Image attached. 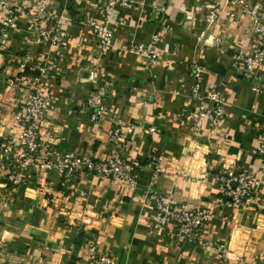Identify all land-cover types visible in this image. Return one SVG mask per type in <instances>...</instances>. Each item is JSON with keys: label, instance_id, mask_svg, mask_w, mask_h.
<instances>
[{"label": "crops", "instance_id": "crops-1", "mask_svg": "<svg viewBox=\"0 0 264 264\" xmlns=\"http://www.w3.org/2000/svg\"><path fill=\"white\" fill-rule=\"evenodd\" d=\"M17 1L28 3L26 11L13 27L0 26V147L13 137L24 84L41 75L52 97L41 121V153L111 157L116 148L108 130L113 118H120L135 126L124 152L138 163L137 184L131 188L84 172L61 176L56 170L26 168L29 177L17 191L0 187L2 216L20 223L17 234L14 227L0 231V240L18 246L4 244L0 264H11L9 258L17 253L19 264H87L88 242L111 253L116 264H264V178L256 201L246 208L229 205L218 193L223 175L254 173L264 166L256 152L264 132V60L249 72L232 65L238 49L249 55L256 46L250 15L238 13L231 21L223 6L211 26L197 19L206 0H136L137 5L120 10L123 24L109 23L114 50L101 53L89 22L95 15L90 1L38 0L45 9L39 24L68 32L67 47L47 57L49 69L40 74L37 65L48 47L34 34L37 5ZM259 13L264 21V6ZM153 35L151 58L123 50L130 42L147 44ZM96 62L99 77L84 79L87 72L80 68ZM193 63L205 66L201 88L218 92L224 106L222 124L212 127L205 121L198 132L185 114L195 104L188 95ZM99 88L106 110L94 123L86 99ZM18 152V144H11L2 162ZM153 153L163 156L157 174L149 165ZM5 177L0 178L4 184ZM149 193L207 208L211 217L199 240L185 242L172 224L161 229L153 220L155 202ZM83 213L90 215V224Z\"/></svg>", "mask_w": 264, "mask_h": 264}, {"label": "built area", "instance_id": "built-area-1", "mask_svg": "<svg viewBox=\"0 0 264 264\" xmlns=\"http://www.w3.org/2000/svg\"><path fill=\"white\" fill-rule=\"evenodd\" d=\"M0 6L4 9L5 15L0 16V24L5 27H13L17 15H21L27 9L24 2L9 4V0H0ZM225 6V16L231 21H236L238 13L250 15L252 19L251 28L255 35L256 46L253 51L240 58L247 69L252 70L264 60V21L260 16L262 9L261 2L247 3L244 0H206L204 13L197 17L205 25H211L219 18L222 7ZM45 15V9L38 5L34 16L33 28L37 37L49 38L48 28L39 24ZM196 21L195 17L191 19ZM51 39V38H50ZM141 50L140 46L138 47ZM150 56V55H149ZM46 63V62H45ZM197 67V66H195ZM37 68L39 73H46L47 67L41 62ZM190 72L193 83L190 85L188 95L194 100V109L186 112V116L191 120V127L194 131H200L205 121L212 127H218L224 119L223 100L218 92L213 89H202L199 78L201 72L193 68ZM195 74V76L193 75ZM104 94V89L99 88L96 94L87 98L86 107L89 111V120L96 123L104 114L106 107L101 103L100 98ZM52 105L50 92L43 86L41 75L33 76L24 84L22 94L19 98L17 110L14 114V123L18 126L16 143L20 146L18 154L13 157L20 166L39 168L41 171L56 170L61 176L84 172L98 177L113 179L127 183L131 188L137 184L135 170L138 163L129 159L124 152V143L129 134L134 131V125L123 124L120 118H113V125L108 130V140L114 144L116 153L106 159H94L85 157L75 151L51 152L50 155L41 153L39 141L42 134V117ZM179 115V114H178ZM150 131L154 128L150 127ZM11 141L3 150L4 155H8L11 150ZM257 154L264 160V132L260 136L256 145ZM163 156L161 154H151L149 165L154 167V173L161 170ZM264 178V166L257 172L239 173L223 175L221 186L218 190L220 196L229 205L237 208H246L256 201V194ZM42 179V178H41ZM149 197L155 202V213L153 220L161 229L174 225L178 229V236L185 242L193 244L199 240V236L211 213L207 208L189 206L187 203H173L169 199L161 198L159 195L149 193ZM85 259L87 264H116L114 256L109 252L97 251L93 243H86Z\"/></svg>", "mask_w": 264, "mask_h": 264}, {"label": "rangeland", "instance_id": "rangeland-1", "mask_svg": "<svg viewBox=\"0 0 264 264\" xmlns=\"http://www.w3.org/2000/svg\"><path fill=\"white\" fill-rule=\"evenodd\" d=\"M88 1L91 2L90 4H92L93 9L95 11L94 18H92L89 22H90V26H91V31H92L93 35L96 37L100 52L106 53L108 51L114 50V49H112L113 43H114L113 42V39H114L113 33L114 32H113L112 28L109 26V23L115 22V23L123 24L124 22H123V20L120 19L121 16H119L120 10L130 9L134 5H137L138 2L136 0H88ZM259 1H261L262 7H263L264 6V0H259ZM33 2H35V4L37 6L43 5V3L38 1V0H33ZM13 3H16V0H9V4H13ZM4 9L5 8H2V6H0V16L5 15V13H3ZM114 14H117V15H116V18L113 19ZM17 16H19V15H17ZM43 17H44V15H43ZM39 20H41V19H39ZM214 24H215V22L212 23L211 26ZM0 26L2 28L4 27V26H2V24H0ZM47 30L50 31L49 36H48L49 38H47V39H42L40 37H38V38L41 40V42H45L44 44H46V46L48 47L47 56H45L44 60H42L41 63L46 65L47 69H49V67L47 66V61H45V60H48L47 57L52 58V57L58 56L56 50H58L59 48L67 47L68 38H66V37H68V32L64 29H59V28H48ZM34 34H35V36H37L35 32H34ZM151 38L153 41L150 40V42L147 44L130 42L128 44V46L126 48H124L123 50L130 52V53H136V54L140 53L141 55H143L147 59H149V58H151L149 56V51L153 48L152 43L154 42V40L157 39V35H153ZM212 39H213V37H212ZM201 40L204 41V38H201ZM212 43L213 44L210 46H214L215 39L212 40ZM139 46H140L141 50H139V48H138ZM210 52H212V51H210ZM240 52H243L241 54V56L239 55ZM244 53H245V51L243 50V48L238 49V52L233 56L234 59H233L232 65L234 67L242 66L246 69V72H249L250 69H247L244 66L243 62L237 60L238 56H240V58H244L245 56H247V54H244ZM122 54H123V52L120 53V56H122ZM96 59H98V58H96ZM98 63L99 62H96V65H93V66H89V67L84 66V67L80 68L84 72H87V76L86 77L83 76L84 79H87L89 76H90V78H92V80H94L95 78L97 79L99 77L97 74V72H100L99 69L97 68ZM195 66H197V67H195ZM192 68L195 70L193 72H204V70H205V66H203L202 64H199V63H193L191 66V70H192ZM191 70L189 72H192ZM193 75L195 76V74H193ZM1 78H2V75L0 74V79ZM11 84L14 85V82H11ZM102 86H105V85H102ZM176 93H178V91H176ZM86 101H87V99H86ZM13 126H14V134H13L12 139L8 141V143L11 141V144L16 143V137L18 134V126L15 123ZM8 143L6 142L4 145H2L0 147V167H2L1 170H3L6 173L5 174L6 175L5 181L6 182L4 184L3 180H0V187L7 185L8 188L12 189V192H15L18 190L19 187H21L22 185L25 184L24 183L25 180L29 177V173H25L26 168H28L29 166H27V167L26 166H20L19 162L14 160V158H7L6 157V159H4V161L2 162L1 156H3V157L5 156L3 154V150ZM20 148L21 147L18 146L19 150H20ZM33 169H35V168H33ZM5 175H3L2 172H0V178L1 179ZM40 180H41V178H40ZM38 184H39L38 187L42 186V184L40 183L39 180H38ZM2 194H3V192L0 193V231L4 228H10V227L13 228L14 227L16 230L15 231L16 233L14 232V234H17V232L20 230V228H19L20 223H17L14 220L11 221L7 217L4 218L1 214L2 213L1 212V210H2L1 204L3 203V195ZM81 216H83L85 218V222H87V224L91 223L90 219H86L90 215L84 214ZM22 229H24V227H22ZM11 238L13 239L14 235H12ZM7 241L10 242V240H7ZM7 241L6 240H0V249L3 248L4 244H6L7 246L10 245L13 248L18 247V246H15V244H11V243H14V241H11L10 244ZM17 241H19V240H17ZM20 255L21 254L17 253V254H15V256L9 258V260L12 262L11 264H19L18 260H19ZM2 256H3V254H0V260H1ZM8 264H10L9 261H8ZM38 264H44V263L41 261Z\"/></svg>", "mask_w": 264, "mask_h": 264}, {"label": "trees", "instance_id": "trees-1", "mask_svg": "<svg viewBox=\"0 0 264 264\" xmlns=\"http://www.w3.org/2000/svg\"><path fill=\"white\" fill-rule=\"evenodd\" d=\"M79 244H80V243H77V245H76V246L74 245V248L76 249V247H78V245H79Z\"/></svg>", "mask_w": 264, "mask_h": 264}]
</instances>
